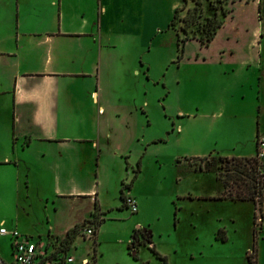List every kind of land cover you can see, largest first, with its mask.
<instances>
[{"label":"crops","instance_id":"1","mask_svg":"<svg viewBox=\"0 0 264 264\" xmlns=\"http://www.w3.org/2000/svg\"><path fill=\"white\" fill-rule=\"evenodd\" d=\"M182 4V0H0V140L6 144L0 169H16L24 197H38L45 208L68 198L83 202L87 209L79 214L81 209L75 210L67 226L48 224L43 231L63 235L75 224L93 219L95 205L103 219L99 227L109 212L123 209L119 182L133 176L130 151L138 140L139 105L131 95L144 71L133 47L141 49L143 60L146 48L167 41L174 45L176 30L168 25ZM184 66L191 75L181 71ZM177 68L183 87L187 80L194 83L187 106L178 110L180 117L221 119L231 127L225 133L228 144L220 147L214 137V145H209L212 133L204 130L195 139L200 152L189 158L254 155L257 137L264 135V0L233 1L207 44L195 37L186 40ZM121 74L131 79L125 87L116 85ZM182 123L178 133L184 132ZM245 125L250 129L246 136ZM187 158L183 160L190 163L188 169L201 171ZM104 169H113L110 179ZM124 193L134 197L139 211L131 186ZM222 201L250 205L252 228L256 212L252 200ZM50 212L48 208L46 217ZM147 225L151 227L137 221L132 226L151 232ZM16 227L40 232L35 225ZM263 227L264 216L260 233ZM152 232L154 248L167 264H176V250L160 248ZM119 242L124 243L121 238ZM147 258L133 262L145 263Z\"/></svg>","mask_w":264,"mask_h":264},{"label":"rangeland","instance_id":"2","mask_svg":"<svg viewBox=\"0 0 264 264\" xmlns=\"http://www.w3.org/2000/svg\"><path fill=\"white\" fill-rule=\"evenodd\" d=\"M182 1L183 9L180 10L179 17L184 16L188 9L190 12L187 16L192 17L193 7L198 5L196 0ZM233 1L235 0H200V16L191 25L189 33L195 32L206 37L209 30L222 17L220 7L229 9ZM163 7L167 8V5L164 4ZM182 23L177 19L176 26ZM171 33L169 31L168 37L174 42L175 38ZM176 42L173 45L167 41L150 49L146 48L143 60H141V49L133 47L135 55H138V65L144 69L137 86H133L131 95L133 101L139 105V116L136 119L138 140H135L130 151L133 169L137 168L138 162L140 167L138 178L132 182L133 187L131 183L133 195L137 196L139 201V211L131 213L127 207H124L119 211L109 212L105 216L104 223L98 227L99 245L96 248L92 238L83 239L82 236H78L68 251L74 259L72 264H81L82 258L90 260L94 253L97 259L101 254L98 264H136L133 262L135 258L130 253V248L127 247L129 242L125 240L133 233L136 226L132 225L137 221L151 224L153 238L160 248L176 250L174 256L176 264H250L248 257L251 256L252 260L254 258L252 207L203 197L221 193V183L216 173L222 171L224 163L214 156H206L202 165L207 169L195 172L188 169L190 163L183 160L185 156L189 158L200 152L195 148V139L203 135L204 130L212 133L208 140L209 145H214L212 139L214 137L219 140L215 145L220 147L223 143L225 146L228 144L225 133L229 132L231 127L221 119L212 121L193 117L181 118L178 114V110L186 107L187 99L189 100L193 95L190 89H193L194 83L192 80H187L189 84L187 82L186 87H183L179 81L177 65L180 60L178 61ZM188 68L184 66L181 70L185 71L187 76L192 74L187 71ZM127 80L131 79L121 74L117 77L116 85L125 87ZM182 120L184 132L178 133L177 128ZM197 120L205 122L200 125L195 124ZM211 121L213 125L210 124ZM3 131L6 132V129ZM249 131L245 125V136ZM5 134L7 135V132ZM199 148L204 150L205 147L199 146ZM4 152L6 153V144L4 145L0 140L1 155ZM29 158L31 160V157ZM23 167L21 164L20 168L24 169ZM215 167L217 169H212ZM100 170L102 174V169ZM104 170L105 176L108 175L106 177L110 179L113 169ZM17 176L16 169H0V225L7 228L19 224L22 227L35 225L36 230L40 232L33 234L16 227L21 234L35 241L39 234L42 238L46 237L49 231H43L42 228L48 224L62 228L72 222L75 210L81 209L78 214L87 211L86 207H83V202L68 198L58 200L51 207L47 203L46 208L44 207L46 204H40L38 197L30 200L25 198L23 193L25 189ZM128 180L123 179L126 183L130 182ZM95 181L98 182L97 179ZM126 191L128 189H124V192ZM186 193L190 195L183 200L178 198ZM55 207L58 208L56 211H54ZM48 208L52 211L49 218L46 217ZM258 209L256 206L257 217H259ZM218 227H222L227 233L226 241L215 238ZM256 229V264H264V227L260 233L257 221ZM143 230L149 240L139 236L140 245L137 246L136 260L148 256L144 260L148 262H145L146 264H160V260L155 258L156 255L152 251L154 245L151 232ZM225 232L220 231L219 235L223 236ZM51 233L55 234L54 231ZM119 238L124 243L119 242ZM9 242L10 236L0 238V257L6 261L11 259Z\"/></svg>","mask_w":264,"mask_h":264},{"label":"trees","instance_id":"3","mask_svg":"<svg viewBox=\"0 0 264 264\" xmlns=\"http://www.w3.org/2000/svg\"><path fill=\"white\" fill-rule=\"evenodd\" d=\"M196 5L193 7V15L192 17H188L187 14L190 12V10H187V13L179 17L180 10L183 9V7H177L173 13V16L171 18V21L169 23V27H172L176 30L177 34V45H178V61L183 56V50H184V43L186 40L190 38H197L202 44H207L215 35L218 27H220L223 23L224 17L227 15L228 9L220 7L222 17L221 19L209 30L206 37L205 35H197L195 32L189 33L191 25L195 22V19L200 16V0L195 1ZM177 19L182 21L183 23L179 26H176ZM258 138V137H257ZM257 153V150H256ZM256 153L252 156L247 157H228V156H219L218 159L224 163V166L222 167V171L218 174L216 173L217 179H219L223 184V191L218 196H211L209 198L211 199H220V200H252L255 205L257 206V199L260 201L264 200V174L260 173V170L258 169L259 166H261V162H259L258 157L256 156ZM206 156L203 157H193V158H187L190 160L192 164H194L195 168L197 170H203L202 162L205 159ZM140 171L139 162L137 163V168L134 169V173L132 178L130 179L129 183L122 182L121 183V190H120V198L122 199V204L120 208L126 207L124 201H125V193L124 189H128L131 186V183L133 180L136 179L138 172ZM176 213V210H175ZM261 218L263 217V213H261ZM99 213H97V208L95 205V210L93 213V219L83 221L80 224L77 223L70 229L66 231L63 235H56V239L59 243V247L56 251V253H63L67 254V252L70 250L71 246L74 243V240L79 236V230L80 228L87 223L95 224L96 225V233L93 239V244L95 243L96 234L98 231L99 225L103 222V219H99ZM257 212L254 213L253 223V245H252V252L254 255L253 260L251 259V256L248 257V261L250 264H256V254H257ZM261 223H259L260 226ZM220 231L225 230L223 228H220L215 233V238L219 239L221 241H226V236L219 235ZM134 239H138L139 236H141L144 240H149L148 236L145 235L144 230L140 229H134L132 234ZM96 245L94 244V247ZM95 251V248H94ZM152 251L155 253L156 257H158L161 260L162 264H167L166 257L162 254H160L154 247L152 248ZM136 258L137 256H133ZM93 261L91 264H95L96 261V254L94 253ZM146 264V263H141Z\"/></svg>","mask_w":264,"mask_h":264},{"label":"built area","instance_id":"4","mask_svg":"<svg viewBox=\"0 0 264 264\" xmlns=\"http://www.w3.org/2000/svg\"><path fill=\"white\" fill-rule=\"evenodd\" d=\"M256 156L259 162H261V166L258 169L260 173L264 174V135H260L257 138ZM124 199V203L130 212H137V203L134 197L126 194ZM258 208L259 217L257 221L261 223L262 218L260 215L263 213L264 200L261 202L260 207L258 205ZM95 233L96 225L91 223L84 224L79 230V236H82L83 239L93 238ZM2 236H10L9 248L11 259L6 261L0 257V264H72L74 262L69 252L67 254L56 253L59 243L54 234L48 233L45 238L38 235V239L34 241L31 237L21 234L15 227L7 228L4 225H0V238ZM138 245H140V238H132V241H129L128 247L133 256L137 253ZM92 256L90 260L83 258L81 264H91L93 261Z\"/></svg>","mask_w":264,"mask_h":264},{"label":"flooded vegetation","instance_id":"5","mask_svg":"<svg viewBox=\"0 0 264 264\" xmlns=\"http://www.w3.org/2000/svg\"><path fill=\"white\" fill-rule=\"evenodd\" d=\"M261 202H262V201H260L259 199H257V206H258V205L261 206Z\"/></svg>","mask_w":264,"mask_h":264}]
</instances>
